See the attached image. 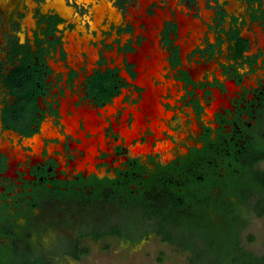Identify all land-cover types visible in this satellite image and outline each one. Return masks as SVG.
Listing matches in <instances>:
<instances>
[{
    "label": "flooded vegetation",
    "instance_id": "flooded-vegetation-1",
    "mask_svg": "<svg viewBox=\"0 0 264 264\" xmlns=\"http://www.w3.org/2000/svg\"><path fill=\"white\" fill-rule=\"evenodd\" d=\"M3 1L0 181L11 193V175H18L23 187L11 196L0 193L2 256L9 262L25 258L28 262L53 264L46 253L37 249L45 230L56 221L53 212L51 217L38 212L45 203L104 202L121 211L138 208L141 214L134 212L107 229L91 226L81 233L82 237L108 232L99 238L116 235L133 242L142 235L157 233L175 244L178 242L159 232V216L147 215L146 206L172 217L179 211L198 216L192 211L194 199L201 201L204 216L213 215L206 219L219 221L220 214L228 219L229 226L231 221L239 226L229 231L232 241L227 238L224 242L228 252L224 260L219 257V238L205 241L196 235L194 241L186 242L190 240L188 231L167 223L170 233L184 236V246L180 242L178 245L194 252L193 261L233 263L240 252L248 251L240 235L238 239L234 235L241 233L252 214L264 215V158L251 163L264 154V77L258 75L255 82H246L247 75L253 80L254 74L264 69V0H104L101 17L96 6L103 0H64L63 11L49 4L55 0ZM146 42L162 55V77L152 74V80L155 86L166 87L160 102L166 112L171 111L168 118L174 112L166 99L172 102L175 97V101L177 93L182 92V107L191 109L185 113L199 122L197 144L188 143L184 154L173 161L158 160L152 169L142 162L144 153L132 152L138 142L149 141H143L145 135L154 134L150 116L145 117L146 129L140 128L131 144L122 131L125 124L133 127L135 113L131 108L141 110L147 90L137 82V62L129 58ZM146 56L149 59L151 53ZM201 65L204 67L199 68ZM213 88H217L215 94ZM217 92L221 98L212 114L217 125L212 129L203 115L210 113ZM66 99L67 116L74 115L73 107H88L103 118L99 122L107 147L98 143L96 159L114 149L126 154L127 167L115 168V175L101 173L97 164L95 170L89 169V163L86 169L79 168L78 161L86 154L80 147L79 133L86 131V138L98 133L86 129L83 116L75 131L67 129L62 111ZM128 109V116L123 118ZM168 118L163 116L161 120L166 123ZM36 136L40 139L39 150L35 149ZM171 137L172 142L176 141L174 135ZM160 139H154L146 155L152 160L153 153L162 154L155 150ZM16 148L19 152L13 153ZM19 153L25 158L13 164ZM60 154L63 160L67 155L70 161L66 160L74 165L73 177L56 170ZM21 164L27 167L25 174L18 167ZM11 168L13 173L9 172ZM257 172L261 188L250 186ZM245 189H249L246 197ZM180 203L183 208L177 205ZM197 220L202 222L200 217ZM208 245H214L213 249L206 251ZM200 252L204 254L197 257Z\"/></svg>",
    "mask_w": 264,
    "mask_h": 264
},
{
    "label": "water",
    "instance_id": "water-1",
    "mask_svg": "<svg viewBox=\"0 0 264 264\" xmlns=\"http://www.w3.org/2000/svg\"><path fill=\"white\" fill-rule=\"evenodd\" d=\"M90 1V0H87ZM3 0L0 1V5L3 4ZM9 3L13 2V0H8ZM105 1L100 6H96L97 14L99 17L102 16ZM55 4L60 10L65 9V1L64 0H55L52 3ZM98 20V19H97ZM154 46H151L149 42L143 44V46L139 47L136 53H130V60H134L137 62L139 75L137 82L143 86L147 87V90L144 93V99L141 101L140 106L141 110L137 109V106L132 107L131 109L135 113V120L133 123V127L130 129L127 124H125V128L122 129L123 134H125L128 143H132V140L139 135L140 128L146 129L147 120L146 115H149L151 118V127L154 130V134H147L144 136V142L147 141L146 138H149V141L141 144L140 142L137 145L132 147V152L134 154L144 153L142 156V162L150 169L154 168V164L158 160L170 161L177 158V156L184 154L187 150V144L190 143L192 145L197 144L198 141V132L199 122L197 119L187 115L185 113L187 110H191L188 106H183V102L181 99L183 98L182 92L177 93L176 100L172 98V102L167 98L166 100L171 103L170 110L174 112L173 116L168 118L172 113L171 111L166 112L162 103L160 102V95L163 92H166V87L162 85L155 86L154 81L152 80V74L156 77H162L159 69L162 68V55L153 51ZM151 53V57L147 59V53ZM204 65H201L202 68ZM209 67L212 68L213 64H209ZM147 68V71L145 70ZM195 70V69H194ZM197 71L200 69H196ZM199 74V73H198ZM210 78L213 76V71L209 73ZM258 75H263L264 77V69L254 74V79L252 80L251 75H247L246 82H255V78ZM199 88V87H198ZM215 90L217 88H213V92L215 94ZM251 91V90H250ZM200 92V90H199ZM253 92V91H252ZM232 94V93H231ZM221 98V97H220ZM219 92H217V98L215 99L213 106L209 107V114H204V119L206 123L212 127V129L216 128L215 117L212 116L216 107L219 106L220 103ZM68 99L63 102L62 111L65 113L64 122L67 124V129L71 131H75L80 125V118L83 116L85 118V124L87 130H92L93 133H98V136H93L91 138H86V131H81L79 136L82 138V143L80 144L81 148H84L86 151L83 159L78 161V165L80 169H86L87 164L90 170L96 169V164L99 165L98 169L101 173H108L109 175H115V168H125L127 165V157L126 154L122 152H118L114 149H108L104 154L102 153L99 158L96 159V155L99 153L98 143L100 142L102 147L106 146V141L103 132V124L100 125L99 120L103 121V118H99L97 116L96 110H89L88 107H79L76 109L73 107L74 115L67 116L66 108H67ZM184 108V110H182ZM128 109L125 111L123 118H126L129 114ZM165 116L167 119L166 123L162 121V117ZM176 117V118H175ZM174 126V127H172ZM48 125H45V128ZM168 128L166 131V135H164L163 130ZM171 135H174L176 141H171L173 138ZM170 136V137H169ZM158 137L161 138L155 150H160L162 154H154L153 160L150 156H146L153 147L154 139ZM37 142L35 144V149L39 150L40 139L38 136L34 138ZM143 139V138H142ZM166 139V140H165ZM141 140V139H140ZM19 148H16L13 153H17ZM179 152V154L175 151ZM177 153V154H175ZM12 155V153H11ZM63 155V154H62ZM64 156V155H63ZM67 156V155H66ZM62 159L61 154L57 155L58 168L57 171H61L60 173L63 176H72L75 168L72 163ZM70 156V155H69ZM25 158V154L19 153L16 160L13 161V164L17 163L18 160ZM78 159V158H77ZM69 160V158H68ZM70 161V160H69ZM76 159L73 160L75 162ZM66 163V164H65ZM20 171L25 174L27 171V167L24 164L18 166ZM12 172V168L9 170ZM13 177L14 185L13 191L11 193L7 192V184L4 181H0V193L6 192V194L11 196L15 192H19L23 184L20 182L21 177L18 175H11ZM26 178L30 177V175H26ZM73 177V176H72ZM16 207H12V210H15ZM37 209L36 211H38ZM141 210V209H140ZM138 208H126L121 211L118 206L108 205L107 203H93V204H59L58 203H45L44 207L38 212L49 213L51 217V213H54V219L56 220L53 225L47 228L41 237V241L38 244L37 249H40L44 253H46L52 260L53 264H66L67 257L69 255H74L78 258H82L86 254L85 247L80 243L79 236L82 232L90 229L91 226L99 227L103 229H107L110 227L111 223L122 221L124 219L130 218V215L134 212L141 214ZM22 220V219H21ZM23 221V220H22ZM143 236V235H142ZM141 236V237H142ZM140 237V238H141ZM140 238L136 239L139 240ZM96 242L98 238H96ZM135 240V241H136ZM72 244V245H71Z\"/></svg>",
    "mask_w": 264,
    "mask_h": 264
},
{
    "label": "rangeland",
    "instance_id": "rangeland-1",
    "mask_svg": "<svg viewBox=\"0 0 264 264\" xmlns=\"http://www.w3.org/2000/svg\"><path fill=\"white\" fill-rule=\"evenodd\" d=\"M261 166L264 167V162L261 163ZM212 216L209 215L206 218ZM206 218L202 222L196 220L197 227L187 233L190 240L186 242L194 241L193 237L196 235L209 241L219 233L220 248L222 235H225L228 230V219L220 214L219 221H213L214 218ZM240 240L246 250L264 258V215L260 216L255 213L251 215L246 227L241 230ZM79 241L86 249L85 256L78 258L69 255L66 264H207L206 262L193 261L194 252L185 251L178 243L171 244L165 241L157 233L143 235L139 240L133 242L116 235L98 238L96 242L94 236L82 237L81 234ZM213 247L214 245H208L206 251L212 250Z\"/></svg>",
    "mask_w": 264,
    "mask_h": 264
},
{
    "label": "trees",
    "instance_id": "trees-1",
    "mask_svg": "<svg viewBox=\"0 0 264 264\" xmlns=\"http://www.w3.org/2000/svg\"><path fill=\"white\" fill-rule=\"evenodd\" d=\"M261 158H264V154L258 156L257 158H255V160H253L251 163H254L256 160H259ZM244 168H246V170L248 171V168L246 166H244ZM255 176V175H254ZM261 180L259 179L258 177V172L256 174V176L254 177V182H252L250 184L251 187H256V188H261L260 186L263 185L261 184ZM261 184V185H260ZM246 190V189H245ZM249 190V189H248ZM248 190L244 191L243 195L246 197L248 196ZM83 193H81L82 195ZM242 195V194H241ZM241 196L244 198V196ZM135 200H130V202H134ZM179 206V208H183V204L180 203V204H177ZM202 203L200 200H192V211L194 214H197L198 216H187V215H184L183 211H179L178 213H176V215L174 217L170 216L166 211H158L156 208L150 206V205H147V215L149 216H153V215H157L159 216L158 217V222H159V232L164 234L165 237L167 239H169L170 241L172 242H180L181 246H184V243L182 242L183 240H181L183 237H181V233H170L167 229V223H171L173 222L174 224H176V226L179 228V227H182L183 230L185 229V231H190L191 229H194L197 227L196 225V220L200 217L201 220H205V218L208 216H204L203 215V211L204 209L202 208ZM190 221V222H189ZM237 221V220H236ZM189 222V223H187ZM244 222V221H243ZM231 225L229 226V230L225 233V235H222V244L219 248V256L222 257L224 260H227L228 259V252L225 250V240L227 238H229L231 240V238H233L231 235V229L234 228V227H238L239 224H237L236 222L235 223H232V221L230 222ZM227 230V229H226ZM230 231V232H229ZM112 232H116V229L115 230H112ZM106 233L108 232H104V233H99V232H96L94 233V236L96 238H99L103 235H105ZM229 234V235H228ZM239 235L240 234H237V235H234L235 238H239ZM216 239L219 238V233H217ZM214 238V239H215ZM232 241V240H231ZM243 249V248H242ZM0 264H39L40 261L41 263L43 264H49L47 263L46 261H43V260H36V261H32V262H28L25 258H17L14 262H9L6 260V258L4 256H2V251H0ZM204 253L203 252H200L199 255H197V257H201ZM225 262V261H224ZM232 264H264V261L261 260L260 258H256L252 252H249V251H245V252H240L238 254V257L236 258L235 262H233Z\"/></svg>",
    "mask_w": 264,
    "mask_h": 264
}]
</instances>
